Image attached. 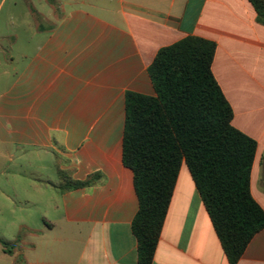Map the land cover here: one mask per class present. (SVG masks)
Returning <instances> with one entry per match:
<instances>
[{
	"label": "crops",
	"instance_id": "obj_1",
	"mask_svg": "<svg viewBox=\"0 0 264 264\" xmlns=\"http://www.w3.org/2000/svg\"><path fill=\"white\" fill-rule=\"evenodd\" d=\"M49 4L60 12L56 23L0 91V147L47 162L58 181L44 218L47 262L37 264H137L130 226L138 200L122 163L124 97L154 96L148 66L186 37L215 44L211 72L231 125L257 145L250 193L264 211V26L247 0ZM58 171L72 181L97 178L60 191ZM152 264H229L184 164ZM236 264H264V229Z\"/></svg>",
	"mask_w": 264,
	"mask_h": 264
},
{
	"label": "trees",
	"instance_id": "obj_2",
	"mask_svg": "<svg viewBox=\"0 0 264 264\" xmlns=\"http://www.w3.org/2000/svg\"><path fill=\"white\" fill-rule=\"evenodd\" d=\"M247 1L264 26V0ZM214 53L212 41L183 38L160 49L148 66L154 96L125 93L122 163L132 172L138 200L130 226L137 264L153 263L182 164L229 264H236L264 229V211L250 193L257 145L231 125L232 109L211 72ZM58 175L60 191L89 187L97 178L72 181L64 172Z\"/></svg>",
	"mask_w": 264,
	"mask_h": 264
},
{
	"label": "rangeland",
	"instance_id": "obj_3",
	"mask_svg": "<svg viewBox=\"0 0 264 264\" xmlns=\"http://www.w3.org/2000/svg\"><path fill=\"white\" fill-rule=\"evenodd\" d=\"M49 3L5 0L0 6V91L56 23L60 12L54 13ZM57 182L47 162L0 147V240L5 243L0 244V264L47 262L52 241L44 218L56 198Z\"/></svg>",
	"mask_w": 264,
	"mask_h": 264
}]
</instances>
